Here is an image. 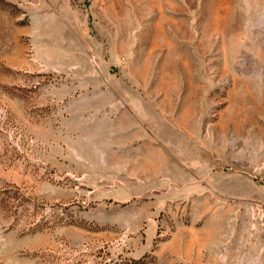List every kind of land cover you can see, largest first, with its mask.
<instances>
[{"label": "rangeland", "instance_id": "obj_1", "mask_svg": "<svg viewBox=\"0 0 264 264\" xmlns=\"http://www.w3.org/2000/svg\"><path fill=\"white\" fill-rule=\"evenodd\" d=\"M264 264V0H0V264Z\"/></svg>", "mask_w": 264, "mask_h": 264}, {"label": "trees", "instance_id": "obj_2", "mask_svg": "<svg viewBox=\"0 0 264 264\" xmlns=\"http://www.w3.org/2000/svg\"><path fill=\"white\" fill-rule=\"evenodd\" d=\"M141 262H142L141 260H137V261H135L134 263L139 264V263H141Z\"/></svg>", "mask_w": 264, "mask_h": 264}]
</instances>
